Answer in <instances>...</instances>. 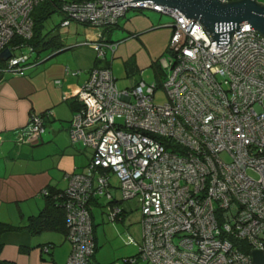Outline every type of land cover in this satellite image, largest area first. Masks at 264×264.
I'll return each mask as SVG.
<instances>
[{
  "label": "built area",
  "instance_id": "1",
  "mask_svg": "<svg viewBox=\"0 0 264 264\" xmlns=\"http://www.w3.org/2000/svg\"><path fill=\"white\" fill-rule=\"evenodd\" d=\"M42 1L0 0V53L11 52L1 72L23 75L36 63L29 41ZM128 1L60 0L62 26L76 22L98 30L92 45L101 59L117 48L103 28L117 25L129 10L152 9L173 19L158 60L160 80L120 89L111 69L94 68L77 93L71 139L93 155L56 195L72 245L68 264H87L96 252L93 200L106 198L109 220L125 211L113 196L112 175L122 199L141 205V241L131 261L254 264L252 251L264 252V36L244 23L226 46H217L179 10L152 1L114 5ZM159 87L168 98L163 104L154 98ZM50 115L32 113L17 139L38 143Z\"/></svg>",
  "mask_w": 264,
  "mask_h": 264
},
{
  "label": "crops",
  "instance_id": "2",
  "mask_svg": "<svg viewBox=\"0 0 264 264\" xmlns=\"http://www.w3.org/2000/svg\"><path fill=\"white\" fill-rule=\"evenodd\" d=\"M257 1L264 4V0ZM161 14L152 9H131L117 25L103 28L105 38L117 43L115 52L107 50L104 61L97 58L92 45L99 39L98 30L72 22L60 25L66 32L74 30L80 36L78 42H68V35L64 39L60 36V49L50 48L49 55L26 68L23 75L0 71V221L17 226L2 236L0 257L9 264H68L72 245L66 232L53 228L34 232L29 228L30 219L45 208L47 197L68 187L70 174L85 171L92 158L93 149L73 142L70 135L77 93L89 79L90 71L116 57H141L138 68L158 61L166 51L172 34L169 24L173 21H163ZM67 51L72 53L65 55ZM54 54L58 57L53 58ZM69 69L81 73L73 75L67 72ZM47 111L52 115L45 116L46 132L40 141L20 142L17 132L28 125L32 113ZM111 182L113 196L122 205L125 200L112 177ZM102 199L105 201L100 206ZM105 204V197H98L91 204L96 244L94 207L104 208ZM124 208L118 221L125 222L131 213ZM141 219L134 244L141 241ZM45 244L50 245L49 252L41 249ZM93 258L88 264H93Z\"/></svg>",
  "mask_w": 264,
  "mask_h": 264
},
{
  "label": "rangeland",
  "instance_id": "3",
  "mask_svg": "<svg viewBox=\"0 0 264 264\" xmlns=\"http://www.w3.org/2000/svg\"><path fill=\"white\" fill-rule=\"evenodd\" d=\"M39 10L40 8L36 7L33 16H36L39 13ZM161 16L163 21L172 20V18L166 14H161ZM63 17L64 16L60 10L56 9L48 18L40 22L38 30L40 45L41 43L43 44V41L60 38V36L64 39V35H68V42L76 43L79 41L80 36L75 34L74 30L66 32L65 28L60 25ZM40 45L38 48L41 47ZM67 52L68 53L65 52L66 54H63L67 55L72 53V51ZM110 52L112 51L110 50ZM48 53L49 51L43 52L42 57L48 56ZM63 54L60 55L62 56ZM42 57H40V59H42ZM56 57H58V55L54 56L53 58ZM141 61L142 58L138 56L128 59L116 57L111 63L110 60H107L105 64L100 65L99 68L111 69L117 79V85L120 89L134 86L141 80H145L147 83L153 84L157 80L156 68L153 65L145 68H138L137 66ZM156 62L158 63L159 61ZM0 63H3L1 67H5V62L0 61ZM142 70L143 74L141 73ZM154 98L157 104H163L167 101V94L163 87H159L156 90ZM257 109L261 110V107L257 106ZM112 180L115 185L119 186V180L115 175H112ZM118 192L120 195L121 191L119 188ZM104 201L105 199H102L100 206L104 204ZM122 205L125 206L126 209L131 210L129 217L125 222L118 221V219L113 221L109 220L103 207H94L97 250L96 256L93 258V264H98L99 261L102 262L99 264H152L143 259L129 262L126 261L127 258L135 257L138 254V243L134 244L133 241L138 237L137 234L135 236V233L140 226L141 205L137 199L125 200L122 202Z\"/></svg>",
  "mask_w": 264,
  "mask_h": 264
},
{
  "label": "water",
  "instance_id": "4",
  "mask_svg": "<svg viewBox=\"0 0 264 264\" xmlns=\"http://www.w3.org/2000/svg\"><path fill=\"white\" fill-rule=\"evenodd\" d=\"M148 1L177 9L187 18L197 20L211 41L217 40V46H226L231 33L244 23L251 24L264 36V4L257 0H132L114 5ZM10 55V49L6 48L0 53V60L5 61ZM252 257L254 264H264L263 251L253 250Z\"/></svg>",
  "mask_w": 264,
  "mask_h": 264
},
{
  "label": "trees",
  "instance_id": "5",
  "mask_svg": "<svg viewBox=\"0 0 264 264\" xmlns=\"http://www.w3.org/2000/svg\"><path fill=\"white\" fill-rule=\"evenodd\" d=\"M36 7H39L40 10L36 16H33V19H34V36L29 41V43L34 47V49L38 53L34 56L35 62H37V60L40 59V57H42L43 52L48 51L52 47H56L57 49L59 48V47H57V40H58L57 38H54V39L48 40V41H43V44L41 43V45H40V43H39L40 39L38 38V30H39V24L42 20L48 18L56 9L60 10L61 2H60V0H43ZM36 7H35V9H36ZM35 9H34V11H35ZM34 11H33V14H34ZM63 19H64V17H63ZM39 45L41 47L38 48ZM152 65L156 68L157 78H159V77L161 78L162 74H161L159 63H157L155 61ZM77 104H78L77 109H79L80 105H79V103H77ZM167 147H170V144H168ZM56 195L54 197L53 196L47 197V203H46L45 208L40 212V214L38 216L30 219L29 228L32 231L41 232L45 229L53 228V229L60 230L62 232H67L65 211L62 208V204H61L62 200H61V198L56 197ZM14 229H17V226L6 224V223H3L0 221V255H1L2 248L4 246L2 236L6 232L14 230ZM45 246L50 247V245L45 244L42 246L41 249L43 250ZM96 250H97V244H96ZM248 251H250V250L248 249ZM137 256H138V254L135 257L127 258L126 261L129 262L133 259H136ZM92 258L90 259V261L92 260ZM0 264H9V261H6L0 257Z\"/></svg>",
  "mask_w": 264,
  "mask_h": 264
},
{
  "label": "clouds",
  "instance_id": "6",
  "mask_svg": "<svg viewBox=\"0 0 264 264\" xmlns=\"http://www.w3.org/2000/svg\"><path fill=\"white\" fill-rule=\"evenodd\" d=\"M88 264V263H87Z\"/></svg>",
  "mask_w": 264,
  "mask_h": 264
}]
</instances>
